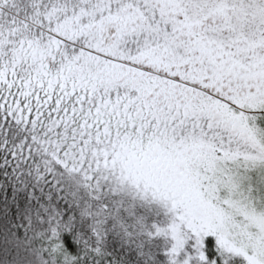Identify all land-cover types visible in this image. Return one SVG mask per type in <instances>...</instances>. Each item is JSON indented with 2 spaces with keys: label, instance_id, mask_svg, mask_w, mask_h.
Here are the masks:
<instances>
[{
  "label": "snow or ice",
  "instance_id": "1",
  "mask_svg": "<svg viewBox=\"0 0 264 264\" xmlns=\"http://www.w3.org/2000/svg\"><path fill=\"white\" fill-rule=\"evenodd\" d=\"M0 264H264V0H0Z\"/></svg>",
  "mask_w": 264,
  "mask_h": 264
}]
</instances>
